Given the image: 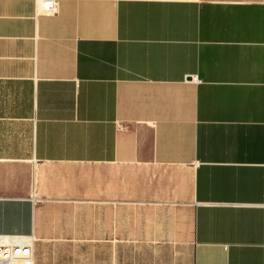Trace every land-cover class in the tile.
<instances>
[{
	"label": "crops",
	"instance_id": "obj_1",
	"mask_svg": "<svg viewBox=\"0 0 264 264\" xmlns=\"http://www.w3.org/2000/svg\"><path fill=\"white\" fill-rule=\"evenodd\" d=\"M41 1L0 0V236L35 264H264V0ZM39 164L69 167L64 221Z\"/></svg>",
	"mask_w": 264,
	"mask_h": 264
},
{
	"label": "rangeland",
	"instance_id": "obj_2",
	"mask_svg": "<svg viewBox=\"0 0 264 264\" xmlns=\"http://www.w3.org/2000/svg\"><path fill=\"white\" fill-rule=\"evenodd\" d=\"M66 166L62 165H53V164H39L36 165L37 173L39 176L38 181V193L36 192V199L38 200V210H39V220L45 224H52L55 221H64V209L62 210H56L55 208H51L50 203L48 202L50 198V187H52V178L55 176L58 172H64L69 171L67 170ZM64 205V204H60ZM74 215H69V217H73ZM80 217V215L78 216ZM83 221L90 222L93 215L90 214H83L81 215ZM61 218V219H59ZM48 248V247H47ZM78 249L82 250L83 254H92L95 253V247H76ZM121 264H128L127 262H122Z\"/></svg>",
	"mask_w": 264,
	"mask_h": 264
},
{
	"label": "built area",
	"instance_id": "obj_3",
	"mask_svg": "<svg viewBox=\"0 0 264 264\" xmlns=\"http://www.w3.org/2000/svg\"><path fill=\"white\" fill-rule=\"evenodd\" d=\"M42 14L52 15L57 11L54 0H42ZM35 237L0 236V264H35Z\"/></svg>",
	"mask_w": 264,
	"mask_h": 264
}]
</instances>
